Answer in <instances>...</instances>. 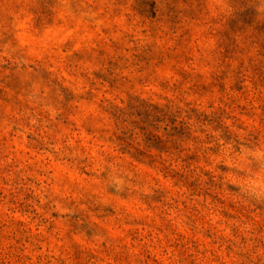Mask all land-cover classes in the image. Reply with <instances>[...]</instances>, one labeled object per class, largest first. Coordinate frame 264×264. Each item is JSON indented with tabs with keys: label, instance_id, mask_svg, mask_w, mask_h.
Here are the masks:
<instances>
[{
	"label": "rangeland",
	"instance_id": "obj_1",
	"mask_svg": "<svg viewBox=\"0 0 264 264\" xmlns=\"http://www.w3.org/2000/svg\"><path fill=\"white\" fill-rule=\"evenodd\" d=\"M0 264H264V0H0Z\"/></svg>",
	"mask_w": 264,
	"mask_h": 264
}]
</instances>
